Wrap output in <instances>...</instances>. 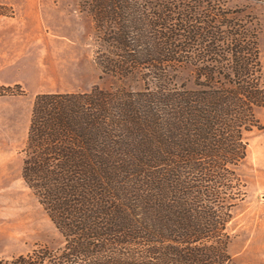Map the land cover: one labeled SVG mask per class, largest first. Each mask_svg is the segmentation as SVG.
I'll use <instances>...</instances> for the list:
<instances>
[{
	"label": "trees",
	"instance_id": "trees-1",
	"mask_svg": "<svg viewBox=\"0 0 264 264\" xmlns=\"http://www.w3.org/2000/svg\"><path fill=\"white\" fill-rule=\"evenodd\" d=\"M83 3L95 63L142 86L34 96L21 175L63 241L0 264H237L226 228L245 134L263 127L261 22L224 0ZM188 55L191 89L175 82Z\"/></svg>",
	"mask_w": 264,
	"mask_h": 264
},
{
	"label": "rangeland",
	"instance_id": "rangeland-1",
	"mask_svg": "<svg viewBox=\"0 0 264 264\" xmlns=\"http://www.w3.org/2000/svg\"><path fill=\"white\" fill-rule=\"evenodd\" d=\"M84 0H0V257L51 248L63 238L22 175L23 148L34 96L124 86L139 89L136 77L101 71L93 59L94 27ZM261 22L264 0H224ZM177 67L175 82L193 86L191 56ZM11 86L6 91L2 86ZM22 92V93H21ZM262 129L245 134L246 156L234 166L243 198L227 224V250L237 264H264V109L255 108Z\"/></svg>",
	"mask_w": 264,
	"mask_h": 264
}]
</instances>
